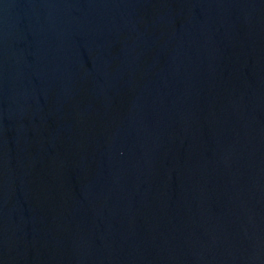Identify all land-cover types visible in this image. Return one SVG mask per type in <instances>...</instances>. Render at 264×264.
Segmentation results:
<instances>
[{
    "label": "water",
    "instance_id": "1",
    "mask_svg": "<svg viewBox=\"0 0 264 264\" xmlns=\"http://www.w3.org/2000/svg\"><path fill=\"white\" fill-rule=\"evenodd\" d=\"M0 264H264V0H0Z\"/></svg>",
    "mask_w": 264,
    "mask_h": 264
}]
</instances>
